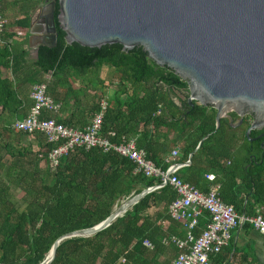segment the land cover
I'll return each instance as SVG.
<instances>
[{
	"label": "trees",
	"instance_id": "obj_1",
	"mask_svg": "<svg viewBox=\"0 0 264 264\" xmlns=\"http://www.w3.org/2000/svg\"><path fill=\"white\" fill-rule=\"evenodd\" d=\"M34 3L21 0L20 17L12 23L23 32L24 42ZM53 13H57L56 1ZM8 28L11 25L5 34L13 36ZM102 65L113 72L105 83L97 78ZM39 82L46 83V92L60 104L59 109L70 110L67 118L82 120L78 127L106 96L100 134L113 131L109 139L115 143L122 135L133 137L136 147L162 171L169 163L185 162L191 154L189 164L173 172L177 178L202 192L217 184L221 201L231 204L238 214L264 211V151L260 146L262 142L264 147V135L252 141L245 137L248 117L231 126L238 117L229 112L215 128V109L196 101L189 104L187 82L166 66L124 50L68 44L56 27L54 46L40 45L34 58L27 49L0 45V264H38L60 235L93 226L121 200L160 183L159 177L134 172L128 158L98 147L70 148L51 169L47 153L56 143L12 126L25 115L30 87ZM103 87L110 88L111 94L107 96ZM90 90L99 91L97 100L86 96ZM80 96L87 105L81 104ZM44 117L55 118L49 113ZM55 119L74 124L71 119ZM263 131L250 130L249 136ZM28 136L36 138L35 148L21 144ZM174 147L178 158L166 161ZM205 173L213 179L204 178ZM14 190L21 192L19 199L13 197ZM175 196L168 183L147 192L97 232L62 239L47 264H171L179 249L164 240L170 235L185 236L181 222L167 212ZM152 207L156 209L149 213ZM207 220L203 210L192 229L194 236ZM143 240L151 247L143 245Z\"/></svg>",
	"mask_w": 264,
	"mask_h": 264
},
{
	"label": "water",
	"instance_id": "obj_2",
	"mask_svg": "<svg viewBox=\"0 0 264 264\" xmlns=\"http://www.w3.org/2000/svg\"><path fill=\"white\" fill-rule=\"evenodd\" d=\"M55 1L38 2L35 18L29 16L26 41L34 56L40 45L54 46L56 27L68 44L147 56L187 82L189 104L215 109V128L220 117L234 112L238 118L231 126L248 115L244 135L249 141L264 135L249 136L250 130L264 127V0ZM260 146L264 151L262 142ZM151 190L153 186L127 197L93 226L60 235L38 264L52 259L62 239L97 232Z\"/></svg>",
	"mask_w": 264,
	"mask_h": 264
},
{
	"label": "built area",
	"instance_id": "obj_3",
	"mask_svg": "<svg viewBox=\"0 0 264 264\" xmlns=\"http://www.w3.org/2000/svg\"><path fill=\"white\" fill-rule=\"evenodd\" d=\"M7 21L2 13L0 5V45L11 48L13 36H22L23 32L16 29L13 36L5 34ZM30 105L24 116L16 119L12 126L16 131L32 134H41L46 142L56 143L47 153L48 163L53 169L61 155L67 153L70 148L83 147L85 149L98 147L103 151L112 150L119 155L128 158L133 164L134 172L146 177H159L160 183L153 189L168 183L175 191L176 196L167 205L170 218L180 221L185 230L184 238L180 239L170 235L164 242H171L179 249L172 259L171 264H208L210 255L216 254L221 247L226 245L230 231L240 222L250 224L260 235L264 236V211L259 209L250 216L238 214L231 204L224 203L218 196L217 184H210L206 192L199 191L192 184L177 178L173 172L184 165L183 163H169L162 171L152 161L146 158L145 152L135 145L133 137L121 136L117 143L110 141L113 131L107 135L100 134L102 113L106 106V96L98 101V110L92 113L87 122L81 127L63 124L53 117H44V114H54L60 108V104L54 102L46 92V83L39 82L30 87L28 93ZM43 114V115H42ZM178 155L177 148H172L166 157V161L173 160ZM169 175L164 178L167 170ZM204 178L211 181L213 175L205 173ZM205 210L208 220L201 231L194 236L192 229L196 225L197 218ZM146 247H151L147 240L142 241Z\"/></svg>",
	"mask_w": 264,
	"mask_h": 264
},
{
	"label": "crops",
	"instance_id": "obj_4",
	"mask_svg": "<svg viewBox=\"0 0 264 264\" xmlns=\"http://www.w3.org/2000/svg\"><path fill=\"white\" fill-rule=\"evenodd\" d=\"M33 1L35 3L30 8L28 16L34 19L38 12V9H34L35 5L42 0ZM20 2L21 0H3L2 3V13L7 21V26L8 24L11 25V29H8L12 32V34L16 29H18L15 28L12 23L20 17L18 10ZM23 38L24 34L22 36H13L12 43L10 45L11 49H27L28 56L30 58H34L33 48L28 47L26 37L25 42L23 41ZM69 112L70 110H64L61 108L53 115L55 118L61 120L71 119V122L74 123L73 126L78 127L80 125L79 122L82 120H78L77 118H67ZM86 120L88 119L86 118L85 121ZM21 144H30L32 148H35L36 138L34 136H28L21 142ZM178 155L173 160H176ZM183 166H185V164ZM155 209L156 208L152 207L148 210V212L153 213ZM165 224V222H161L162 226H165ZM216 259H219V261L220 259L222 260L217 262ZM208 264H264V236L260 235L250 224H243L240 222L230 231V237L226 245L222 246L218 253L209 256Z\"/></svg>",
	"mask_w": 264,
	"mask_h": 264
},
{
	"label": "rangeland",
	"instance_id": "obj_5",
	"mask_svg": "<svg viewBox=\"0 0 264 264\" xmlns=\"http://www.w3.org/2000/svg\"><path fill=\"white\" fill-rule=\"evenodd\" d=\"M112 74H113V72H112V69L110 68V67H108L107 65H102L101 66V68H100V71L98 72V74H97V78H99L100 80H102L104 83L105 82H107L108 80H110L112 77ZM75 85L76 86H78V85H80L79 84V82H78V80L77 81H75ZM103 92H105L106 93V95L108 96V95H110L111 94V89L110 88H107V87H103V90H102ZM97 92H99V91H93V90H90V91H88V93H87V97L88 96H91V95H93L94 96V100H97V98H98V93ZM95 94V95H94ZM80 98V100H81V104L82 105H87V103H86V100L84 99V97H79ZM87 99V98H86ZM79 110V108H76V112ZM226 116V115H225ZM21 196V192L20 191H18V190H14L13 191V197L15 198V199H19V197ZM124 200H121L120 202H119V204L121 203V202H123ZM117 205H114L113 206V208H115Z\"/></svg>",
	"mask_w": 264,
	"mask_h": 264
},
{
	"label": "flooded vegetation",
	"instance_id": "obj_6",
	"mask_svg": "<svg viewBox=\"0 0 264 264\" xmlns=\"http://www.w3.org/2000/svg\"><path fill=\"white\" fill-rule=\"evenodd\" d=\"M55 1V0H54ZM244 116H248V115H244ZM264 128V127H263Z\"/></svg>",
	"mask_w": 264,
	"mask_h": 264
}]
</instances>
